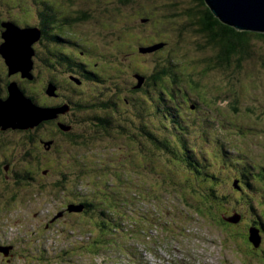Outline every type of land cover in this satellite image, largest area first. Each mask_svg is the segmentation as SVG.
<instances>
[{
    "label": "rangeland",
    "instance_id": "1",
    "mask_svg": "<svg viewBox=\"0 0 264 264\" xmlns=\"http://www.w3.org/2000/svg\"><path fill=\"white\" fill-rule=\"evenodd\" d=\"M71 1L0 0V21L33 27L44 4L58 12L73 13L78 7L87 11L89 20L75 29L91 34L87 45L97 54L89 62L99 65L93 71L103 81L85 84L82 99L119 96L117 110L108 111L127 130L116 128V137L103 139L93 121L79 124L76 132L85 137L51 155L54 164L44 161L39 167V172L49 170L33 174L36 182L25 181L26 188L21 187L19 195L28 196L21 200V220L13 217L20 204L6 203L20 189L3 184L0 246L7 245L16 255L6 262L11 251L9 256L0 253V264H264L262 42L255 40L253 59L240 67L234 64L232 72L203 61L213 53L199 48L204 38L191 29L179 34L181 19L158 16L155 25L145 24L147 2L173 0L138 1L122 9L118 20L106 18L120 5L117 0ZM156 11L166 13L163 8ZM122 21L132 27H121L123 40H116L113 33ZM150 39L162 48L142 53V46L153 44ZM162 69L169 74L164 83L154 79ZM138 74L148 75L150 85L131 98ZM192 105L198 108L191 110ZM67 112L55 116L65 120ZM90 115L92 111H84L79 116ZM145 130L155 142L149 143ZM126 134L138 137L128 141ZM142 142L153 150L144 151ZM183 144L188 154L180 152ZM40 147L33 152L42 155ZM7 154L10 163L17 164V154ZM82 201L90 205L86 214L60 219V212L44 238L41 228L34 234L46 216ZM103 209L109 217H102ZM251 228L259 232L260 249L251 246ZM227 232L234 234V241Z\"/></svg>",
    "mask_w": 264,
    "mask_h": 264
},
{
    "label": "flooded vegetation",
    "instance_id": "2",
    "mask_svg": "<svg viewBox=\"0 0 264 264\" xmlns=\"http://www.w3.org/2000/svg\"><path fill=\"white\" fill-rule=\"evenodd\" d=\"M117 1L119 4H122L124 0ZM176 1L182 8L189 11L190 9L188 6L194 5V9L192 10L194 12V17L190 16L191 13H187L186 16L188 18L177 17L181 19L184 24L180 28V35H182V33L187 29L193 30L192 26L194 21L198 22L197 20H202L204 21V29H202V31H193L196 32L197 35L198 32L205 35V37L202 36L205 39L204 44L199 46L207 48V43L213 42L212 39H210L213 37V31H211V29L208 30V25L213 24L215 17L210 12L211 16L209 15L207 11L208 8L202 0H187L185 3H182L181 0H173L170 3H161L156 1L155 5H160L157 6L158 10L160 8L165 9L166 12L172 10V13L175 14L176 11L174 4ZM115 7L117 6H114L113 8ZM48 9L49 10H47L46 7L38 10L37 22L33 25L39 33V37L33 45V80L23 78L21 72L10 73L8 65L6 64L3 56L0 54V102L8 100L10 96L9 89L14 85L24 96L30 99L32 103L40 109H61L60 107L62 106L63 109H69L67 112V119L64 120L65 116L59 115L56 117V120L51 119L43 121L39 125L29 129H21V126L15 128L0 125V203L5 200L2 192L3 184H12L17 186L20 189V193L12 192L9 199L6 200V203L9 205L14 203L20 204L18 212L13 213V217L16 216L20 220L21 200L28 197L20 196L21 187L26 188L25 181L29 183L36 182L33 174L36 176L39 174L44 175V171L47 172L49 170L45 169L43 171L40 170L39 172V167L42 166V163L46 161L50 165L54 164L53 160H50L51 155L54 153H60V148L64 149L66 145L70 144V141L73 140L75 136L80 137L79 134L74 131L75 125L77 126L80 119L78 117H80L79 115L82 112L91 109L90 100L82 99L84 95L83 89L85 84L88 85L89 82L93 81V79H97L98 77L93 69L97 68L99 65L96 63L91 66L89 62V58L91 56L96 57L97 54L96 49L87 45L90 41L91 34L89 31L84 30L82 33H79L75 29V26L78 24H84L87 22L90 18V14L81 7L75 9L73 13L69 9L65 12H58L56 8L52 6L48 7ZM201 11H203V13H199ZM119 12L120 11L115 10L114 14H119ZM120 24L123 25H121L118 30L113 33L116 40H123V38L120 37L121 27L131 26V22H121ZM211 26L212 25H210V27ZM83 28L86 29L84 25ZM135 30L140 32L139 36L142 34L141 29ZM2 32L3 28L0 25V46L3 43ZM139 36L135 35V38H139ZM97 37L102 38V36ZM149 42L151 43V39ZM142 47L147 48L144 46ZM154 54L155 53L142 55L150 56ZM138 76L145 78L143 85L145 86V89L142 87L140 90H132L131 92L133 94H139L146 91L148 84L150 83L148 75L144 76L138 74ZM74 78L78 80L75 81ZM49 89H54L53 93L49 92ZM118 99L119 96H113L108 100L99 102V106L103 109L105 115L111 114L108 109H113L114 111L117 110L116 100ZM125 101L128 102L127 100ZM94 119L96 121H103V119L95 117ZM61 123L66 126H72L71 131L63 130L60 126ZM48 142H51L50 147H45V143ZM33 143L38 145L35 146ZM40 145L44 147V152H42V155L35 154L33 151H37V146L41 148ZM21 149L23 150V153H21ZM28 150L30 151L27 152ZM7 151H11L12 154H17V164L10 163ZM27 156L30 157L27 158L26 162L32 158V165L25 166L24 161ZM260 172L258 173L260 174ZM75 204L85 206L83 213H69L66 209L70 204H65L61 210L57 211L56 215L60 212L64 213L60 219L74 215H83L88 212L90 207L88 203L83 201L76 202ZM56 215L46 216V219H44L45 223L38 224L34 234L37 233V229L41 228L44 233H42L40 237L44 238L48 229L58 223H51V220ZM60 219L56 221H59ZM14 255H16L14 250H11L10 256L4 260L6 262H11Z\"/></svg>",
    "mask_w": 264,
    "mask_h": 264
},
{
    "label": "water",
    "instance_id": "3",
    "mask_svg": "<svg viewBox=\"0 0 264 264\" xmlns=\"http://www.w3.org/2000/svg\"><path fill=\"white\" fill-rule=\"evenodd\" d=\"M204 2L211 14L221 24L233 28L237 32L264 35V0H204ZM2 28L3 43L0 46V54L8 65L10 73L21 72L23 78L33 80V45L39 37L37 29L35 27L22 28L11 21L2 23ZM160 48H162V44L142 48L141 52L150 53ZM136 78L138 84L134 89L139 90L144 84L145 78L142 76H136ZM74 80L78 79L74 78ZM53 91L54 89H49V92L53 93ZM9 92L8 100L0 102V125L4 127L33 128L43 121L55 118L57 111H63L36 107L14 85L10 87ZM61 128L65 131L69 130L64 126ZM45 146H50V143H46ZM234 188H236L235 183ZM84 209V205L70 204L66 210L69 213H83ZM60 214L55 217H61L62 214ZM225 220L227 222L234 221L233 219ZM236 221L238 219L234 222ZM249 240L255 249L260 247L261 237L256 229H250ZM10 251V247L0 246V253L4 256H9Z\"/></svg>",
    "mask_w": 264,
    "mask_h": 264
},
{
    "label": "trees",
    "instance_id": "4",
    "mask_svg": "<svg viewBox=\"0 0 264 264\" xmlns=\"http://www.w3.org/2000/svg\"><path fill=\"white\" fill-rule=\"evenodd\" d=\"M138 1H139V3L141 2V0H124L122 2V4L118 5L117 7H115V8L112 7L111 10L106 15V18L118 17L119 14H114L115 10L121 11L122 9L131 8L134 5L138 4ZM186 1L187 0H185V1L181 0L182 3H185ZM202 1H204V0H202ZM68 2H72V1L68 0ZM202 3H204V2H202ZM147 4H149V5H147L146 11H145V17L146 18H144L147 21L146 24H150V23L154 24L153 20L157 19L158 16H162L161 18L163 20H165V21L168 19V17H172V18H175V19L177 17H180V18L186 17V18H188L186 16L187 13H191L190 16L194 17V12L192 11L194 9V5L188 6V8L190 9V11H189V10H187L185 8H182L178 4V2L176 1L175 4H174L176 13L173 14L172 11H169V12H166V13L156 11L158 9H157V7L155 5V2H153V1H149V2H147ZM46 7H47V10H49L48 9V7H50L49 4H44L42 8H46ZM184 10H187V11H184ZM207 11H208V13L210 12L209 9ZM199 13H203V11H201ZM210 13H209V15L211 16ZM118 19H119V17L116 20H118ZM197 21L198 22H196V21L193 22L192 28H193L194 31H197V30L202 31V29H204V25H203L204 21H202V20H197ZM4 22H8V21H0V25L2 26V23H4ZM122 22L123 23H130V22H127V21H122ZM181 24L182 25H178L177 26V30H178L179 34H180V28L184 25L183 23H181ZM210 25H212V26L210 27ZM210 25H208V27H209L208 30L211 29V31H213V37L210 38V39H212L213 42L212 43L208 42L207 43L208 44L207 48L200 47V46H199V48L208 49L209 51H211L213 53L212 56H210L207 59L205 58L203 61L205 63L207 62V63H210V64L214 65L215 68L228 69V70H231L233 72V65L234 64L236 65V67H240L241 64L244 61H246V60H250L251 61L253 59V56L255 55V53H254L255 52L254 51V49H255V40H259L260 42H262L263 50H264V35H262V34H256V33H251V32H237L233 28H230L228 26H225V25L221 24L217 19H215L213 24H210ZM187 32L188 31L185 30L182 33V35H185ZM194 33L197 34L196 32H194ZM198 35H201V37L202 36L205 37V35L200 33V32H198ZM253 38H256V39H253ZM204 41H205V39H204ZM151 43H153L151 45V47L159 45L156 42H154L153 39H151ZM159 43H162V42H159ZM262 54H261L262 55L261 61H262V64L264 66V51H263ZM167 73L168 72L163 70V69L159 70V71H157L155 73V75H154L155 78L154 79H158V80H161V82H163L164 78H166L169 75ZM174 78L175 77H173V79ZM93 80L103 81L101 79V77L100 78L97 77V79H93ZM175 81H176V78L174 79V82ZM149 85H150V83L148 84V87H149ZM134 90H136V89H134ZM137 95L138 94H135V93L131 94V98H133V97H135ZM114 97H116V96H114ZM101 101H105V100L97 99V101H96L95 99H93L92 101H90L91 109L88 110L87 112L92 111L93 115H90L88 117V119H86L84 117H78L80 119H79V121L77 123V126L75 125L74 131H76V129H77L79 124H82V123H85V122L87 123L88 120L89 121H93L92 123L97 128L95 130L101 131L103 139L107 138V137L112 139L113 136L116 137L118 135V134L115 135L116 128H119L120 130L123 128L122 131H126L127 130V128L119 126V124L113 119V117L110 114H108V115L104 114L103 109H101L100 106H99V104H100L99 102H101ZM116 102H117V100H116ZM195 108H198V106L197 105H192L191 106V110H194ZM166 110L167 109H165L164 111H166ZM164 111L161 112V113L165 114ZM165 116H167V115L165 114ZM94 117L95 118H99V119H103V121H99V120L96 121L94 119ZM97 122H98V124H97ZM172 122H174V121L172 120ZM64 127L69 128L68 131H71V129H72V126H66L65 125ZM76 133L79 134L80 137H77V136L74 135L75 138L70 141V144H78V142H79L78 140L83 139L85 137L83 135V133H81L79 131L76 132ZM145 133L149 134L148 137H145L146 139H148L149 143L155 142V140L152 137V134L150 132L145 130ZM125 136L127 137L128 141H132L133 139L138 137L135 134H126ZM142 136L143 135L140 133V137H142ZM97 139H99V138H97ZM48 143H51V142H48ZM142 144H143V150L144 151L153 150L151 146H149L147 144H144L143 142H142ZM162 148H167V146H162ZM173 149H175V148L174 147L171 148V149L169 148L168 150H169V152H172ZM180 152H182L184 154H188L189 153V151H188V149H187V147L185 145H184L183 150L180 151ZM27 158H28V156L26 157L24 163L26 162ZM184 158L186 159L187 157H184ZM26 164L27 165H32L31 164V159L28 160L26 162ZM102 212H103L102 213V217L103 218L109 217V213L106 212L105 209H103ZM214 218H216L217 221L220 220V218H217V216H215V215H214ZM113 219H116V216ZM119 220H121V219H119ZM223 221L225 222V220H223ZM230 231H233V230H230ZM226 234H227V237H228L229 241H234V239L232 238V236L234 234L232 236L229 235V232H227ZM240 238H242V237H240ZM96 244L98 245L99 243H96Z\"/></svg>",
    "mask_w": 264,
    "mask_h": 264
}]
</instances>
